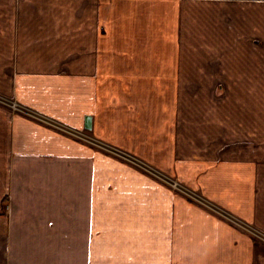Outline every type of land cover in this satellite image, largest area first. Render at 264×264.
<instances>
[{"label": "crops", "instance_id": "1", "mask_svg": "<svg viewBox=\"0 0 264 264\" xmlns=\"http://www.w3.org/2000/svg\"><path fill=\"white\" fill-rule=\"evenodd\" d=\"M0 95L213 204L0 102V264H264V0H0Z\"/></svg>", "mask_w": 264, "mask_h": 264}, {"label": "built area", "instance_id": "2", "mask_svg": "<svg viewBox=\"0 0 264 264\" xmlns=\"http://www.w3.org/2000/svg\"><path fill=\"white\" fill-rule=\"evenodd\" d=\"M0 102L7 104L8 106L12 107L15 111L17 112H21L23 114L32 116L36 119H39L43 122H46L58 129H61L63 131L69 132L72 135L93 144L94 146L103 149L104 151H107L109 153H112L122 159L127 160L128 162L136 165L137 167H140L141 169L147 171L148 173H150L151 175L159 178L160 180L164 181L165 183L169 184L171 187H173L174 189L185 193L186 195H188L189 197H191L192 199H194L195 201L201 202L206 206H210L209 202L204 199L203 197H201V195H192V191L188 190L183 184H181L177 179H175L174 177L161 172L160 170H158L157 168L145 163L143 160L139 159L137 156L124 151L118 147H115L111 144H108L100 139H97L96 137H93L92 135L88 134L87 132L84 131H80V130H75V129H71L70 127L66 126L65 124L59 123L57 121H54L52 119H49L48 117L42 115L41 113L25 106L22 105L21 103H19L16 100H12V99H7L4 96L0 95ZM229 218L236 223L237 225L251 231L252 233H255L259 238L264 239V236L261 233L256 232L252 227H250L249 225H247L245 222L234 218L232 216H229Z\"/></svg>", "mask_w": 264, "mask_h": 264}, {"label": "water", "instance_id": "3", "mask_svg": "<svg viewBox=\"0 0 264 264\" xmlns=\"http://www.w3.org/2000/svg\"><path fill=\"white\" fill-rule=\"evenodd\" d=\"M86 127L87 128H91L92 127V119H91L90 116L87 117Z\"/></svg>", "mask_w": 264, "mask_h": 264}, {"label": "rangeland", "instance_id": "4", "mask_svg": "<svg viewBox=\"0 0 264 264\" xmlns=\"http://www.w3.org/2000/svg\"><path fill=\"white\" fill-rule=\"evenodd\" d=\"M196 194H197V195H199V194H198V193H196V192H193V193H192V195H196ZM199 196H200V195H199ZM200 203H201V202H200ZM201 205H204V204H203V203H201ZM209 205H210V207H212V206H213V204H210V203H209ZM204 206H205V205H204ZM206 207H207V206H206ZM223 214H226V213H223Z\"/></svg>", "mask_w": 264, "mask_h": 264}]
</instances>
